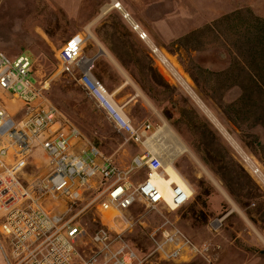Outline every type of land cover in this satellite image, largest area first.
Masks as SVG:
<instances>
[{"label":"rangeland","instance_id":"rangeland-1","mask_svg":"<svg viewBox=\"0 0 264 264\" xmlns=\"http://www.w3.org/2000/svg\"><path fill=\"white\" fill-rule=\"evenodd\" d=\"M119 3L121 9L115 7ZM224 3V0H7L0 7V49L10 56L21 52L33 56L35 74L42 81L45 97L89 140L120 166H127L148 149L153 150L166 165L173 163L193 186L190 201L179 208L163 206L147 211L138 205L129 211L140 220L125 235L148 258L144 264H219L221 242L230 234L231 225L241 229L245 223H254L264 230V191L245 161L250 158L264 172V129L246 118V114L239 117L229 108L241 95L240 87L232 86L226 74L235 55L231 44L240 35L230 33L229 23L223 20L226 14L215 18L214 11H219ZM217 21L222 22L214 29L213 23ZM132 23L147 32L149 43L158 46L190 80L197 98L227 135L198 99L151 56L150 44L139 38ZM237 29L242 31V27ZM90 31L93 38H87L83 51L91 54L100 50L95 75L134 125L152 124L148 138L158 131L151 140L152 146L135 142L118 131L75 78L62 70L58 53L64 43L76 34ZM7 95L14 108L10 112L19 110L20 99ZM180 145L185 147L184 151ZM33 156L36 163L29 164L23 174L27 183L48 172L42 148H36ZM144 175L145 171L140 170L132 179L136 181ZM237 178L240 185L251 186L252 197H245ZM91 198L87 193L72 210L74 214L87 206L77 217V222L89 232L87 240L99 226L118 227V219H113L116 211L101 210L98 202L89 206ZM43 204L60 210L51 200ZM229 212L248 215L250 220L225 218ZM167 219L195 243L209 245L210 258L167 260L157 254L149 256L153 250L149 232ZM0 237L7 247L6 239Z\"/></svg>","mask_w":264,"mask_h":264},{"label":"built area","instance_id":"built-area-1","mask_svg":"<svg viewBox=\"0 0 264 264\" xmlns=\"http://www.w3.org/2000/svg\"><path fill=\"white\" fill-rule=\"evenodd\" d=\"M117 8H122L121 3ZM133 27L139 38L150 44L151 56L177 78L160 55L164 53L149 43L147 32L137 23ZM86 41L87 37L76 35L60 49L62 70L75 78L118 131L145 144L152 124L134 125L116 103L94 73L96 56L83 51ZM34 67L35 59L29 53L10 56L0 49V90L22 102L19 110L10 112L0 99V235L7 247L1 237L0 245L6 263L144 264L148 258L125 235L140 220L129 211L138 205L147 211L163 206L179 208L190 201L193 186L187 179L171 182L169 202L152 181L156 174L169 178L166 164L150 149L136 155L128 166H120L45 97ZM38 147L48 158V172L27 183L23 174ZM245 161L264 191V172L250 158ZM140 170L145 171L144 177L134 181L132 177ZM87 193L92 197L89 206L98 202L101 210H115L113 219H118L116 229L99 226L88 240V230L77 222L87 206L72 213ZM46 200L53 201L60 210L46 207ZM149 237L153 244L149 256L157 254L167 260L210 258L209 245L195 243L168 219L153 228Z\"/></svg>","mask_w":264,"mask_h":264},{"label":"trees","instance_id":"trees-1","mask_svg":"<svg viewBox=\"0 0 264 264\" xmlns=\"http://www.w3.org/2000/svg\"><path fill=\"white\" fill-rule=\"evenodd\" d=\"M223 20L229 23L230 33L240 35L239 40L234 39L231 44L235 55L226 74L232 86L240 87L241 95L229 108L239 117L246 114V118L264 129V17L247 8L226 14ZM220 22L213 23L214 29ZM239 27L242 31L237 29ZM239 182L237 178L236 183ZM240 189L245 190V197L253 196L251 186L241 183Z\"/></svg>","mask_w":264,"mask_h":264},{"label":"crops","instance_id":"crops-1","mask_svg":"<svg viewBox=\"0 0 264 264\" xmlns=\"http://www.w3.org/2000/svg\"><path fill=\"white\" fill-rule=\"evenodd\" d=\"M6 1L7 0H0V7L3 6ZM224 1H225L224 7L223 6L220 7L218 9L219 11L217 10L214 11L215 18L222 16L224 14L234 12L236 10H242V9H247V8L252 10L256 15L264 17V0H228L227 3H226V0ZM132 27H133V23H132ZM195 27H200V25H197ZM78 36L88 38V34H83V35L78 34ZM90 38H93V37H90ZM100 53L101 52L98 49L92 52L91 54L89 53H85V54H87L88 56H96L97 58V56ZM95 65H96V60H95ZM0 99L5 103L9 111L10 110L14 111V108L10 104L11 100L9 96L7 95V93H3L0 90ZM34 159L35 158H32L31 160V163L33 164L36 163ZM47 167H48V158H47ZM227 217H233V220L235 219L239 222L250 220L248 215L234 214L233 212L227 213L225 215V218ZM230 227H231L229 230L230 234L225 235V238L221 242L222 243V252H221L222 260L220 261L219 264H264V230L261 228H258L257 225H255L254 223L253 224L245 223L244 227L241 229H235V227L232 225ZM232 228L236 235L232 234L233 233L231 230ZM0 264H7L1 245H0Z\"/></svg>","mask_w":264,"mask_h":264},{"label":"bare ground","instance_id":"bare-ground-1","mask_svg":"<svg viewBox=\"0 0 264 264\" xmlns=\"http://www.w3.org/2000/svg\"><path fill=\"white\" fill-rule=\"evenodd\" d=\"M116 7H118V4L115 5ZM93 37V33L90 31V33L88 34V38ZM167 53V52H166ZM160 55L162 56V58L170 65L171 69L173 70V72L175 73V75L177 76V78L179 79L178 81H180V83L189 91L191 92L194 97L197 98V96L195 95L191 84H190V80L178 69H176V64L173 63L171 64V58L168 56H164L162 53H160ZM171 60V61H170ZM178 66V65H177ZM198 101L200 102V104L206 109L207 113L210 115V117L215 121V123H217L219 125V127L224 131V133L227 135L226 131L224 130L223 126L219 123V121L215 118V116L209 111L207 110V108L203 105V103L198 99ZM160 131V130H159ZM158 133V131H157ZM156 134H154L153 136L149 137L146 140V145L148 146H152L153 143H151V140L153 137H155ZM231 139V138H230ZM233 141V140H232ZM181 146V145H180ZM181 151L185 150L184 146L179 147ZM166 173L169 175V178L163 177L162 174H156L152 177V181L155 182L163 191L165 198L170 202L171 201V186L170 183L171 182H180L183 180H186L184 178V176L178 171V169L174 166L173 163L167 164L166 165ZM172 209H176V207L172 208Z\"/></svg>","mask_w":264,"mask_h":264}]
</instances>
